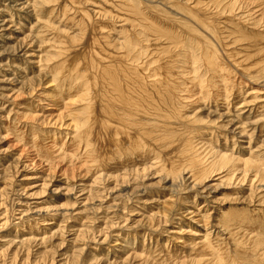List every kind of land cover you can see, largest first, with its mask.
I'll return each instance as SVG.
<instances>
[{"label": "rangeland", "instance_id": "1", "mask_svg": "<svg viewBox=\"0 0 264 264\" xmlns=\"http://www.w3.org/2000/svg\"><path fill=\"white\" fill-rule=\"evenodd\" d=\"M80 1L30 0L29 2L35 4L36 8L31 7V12H23L18 7H12L10 0H0V21L8 22L5 28H0V264H193L190 259H187L194 245L193 242L197 239L199 241L201 237L208 236L213 230L221 229L222 225L219 223L221 214L227 212L233 214L239 212L241 214L245 211L244 217L242 215L240 218L243 217V223L246 225L248 223L246 217H248L251 220L248 224L250 227L252 221L257 223L262 220L261 217L256 220L251 217V214L246 213L252 212L255 214L259 212L257 214H260L261 209V213H264V188L263 191L256 190V186H259L260 181L255 182L251 187L250 180H254V175H251L252 172L250 174H245L243 171L232 173L233 169L229 165H226L224 169L210 173V177L199 185V189L205 190L203 196L195 194L197 189H188L187 185L192 180L187 181L184 185L180 184L177 189L172 188L171 182L176 175L180 176V172L185 175L186 179L191 175L187 168H183L184 166H179L183 170L176 172L175 176L165 171L167 170L164 167L166 162L165 166L169 163H177L175 161H178V159L174 161L175 155L170 153L171 150L167 151V154L164 153L163 149H171L168 148L169 145L159 144L161 141L157 143L160 132L157 127L155 128L158 131L156 134L158 135L157 139H153V136L151 140L148 138L149 141H146V143L145 137L136 132L137 127L133 128V133L128 132L125 134L130 139L133 137L139 139L141 145L136 148L137 150L141 146H146L148 151L142 156H145L144 160L139 158L142 155L140 152H134L133 154L127 152L118 156L117 153L120 150L118 148L113 161H107L108 163L104 167L99 165L97 158L91 154L93 145H91L90 138L86 136L87 129L85 128V125L88 127L93 123L88 117V109L86 111V108L89 107L98 114L99 105L96 103L98 106L95 105L92 109L91 103L88 105V100H85L83 96V91L87 87L77 85L76 82L73 83L78 76L72 78L73 75L68 73L69 71L65 73L69 69L67 64L72 59L74 61L75 57H79V61L75 59L76 63H74L75 61L69 63L70 66L74 64L70 69L81 64L78 62L83 57L76 56L81 53V50L78 52L77 49H81L82 45L87 42H92L86 39V42L82 44L84 40L80 39V36L85 34L86 31H80L83 27H80L79 23L76 22L79 17L78 11H85V16L89 21L87 25L95 26L101 20L100 17H103L100 16V14L104 15L103 10L107 13L114 11L112 12L114 14L110 13V18L112 17L110 21H107L109 20V14L106 15V17L108 16L107 19L104 16V21L107 22L106 25L109 23L108 27L111 26L109 29L113 30L115 28L114 31L116 30L115 32L112 31L111 35L113 37L109 39L110 41L115 40L113 38L116 37L120 39L126 37L123 29L124 22L130 23V19L135 16L123 5L114 8L116 7L114 4L118 5L119 1L122 2L121 0H108L109 2L107 0ZM149 1L151 2L149 3ZM149 1L124 0L123 2L127 4L136 3L139 8L146 7L145 3H147L156 8L157 10H154L159 11V15L160 13L161 15L170 13L172 18H182L185 20L184 23L182 21V23H176L175 26L170 25L179 28V30L186 26L185 22L188 24L192 20L182 16L183 13L178 8H173L171 2L168 4L166 2V5H168L166 7L161 0ZM103 2H106V5ZM152 2L154 3L152 4ZM236 2L237 7L233 14L228 13L229 16L223 14L220 16V20H216L222 23V27L227 28L226 35H224L228 41L227 43L235 44L229 49L236 52L253 45V43L255 44V42H250L252 44L248 46L250 43L246 40L241 41L243 42L240 44L242 46H238L239 43L235 40L237 36L232 34L236 23L240 22L244 34L250 31L251 33L247 35L252 38L253 32H255L261 39L262 45L260 43L252 50L253 58L251 57V61L259 57L264 58V54H257V52L264 50L263 0H237ZM38 3L41 5H38ZM64 5L63 10L61 7ZM84 7L86 10L83 9ZM120 8L127 10L129 13H125ZM167 8H169L168 11ZM60 10H63L62 13ZM75 13L78 17H75ZM118 13L125 21L120 20L122 18ZM96 14L98 15L95 16ZM122 14L127 15V17L131 14L130 19L126 16L123 17ZM141 14H144L143 11H141ZM90 15L95 20H92ZM73 17L77 20L70 19ZM116 17H118L117 20ZM138 17L142 19V16H137V19ZM162 20L163 18L158 21ZM166 20L163 23L169 25L170 22H166ZM111 21L116 23L110 24ZM192 21L197 23L194 20ZM140 24L137 23L136 36L141 46H145L148 41H145L144 44L142 41L148 38V30H144L142 24ZM177 24L178 26H185H180V28ZM195 27H198L197 30L199 31V24H195ZM245 28L247 29L245 30ZM185 29L183 30L185 31ZM201 31H199L200 34L213 37V33H210L206 28L201 29ZM68 34L71 37L66 38L69 40V44L63 38V36L69 37ZM245 35L243 37L246 39L248 36ZM186 38L188 37L186 36ZM122 41L124 42V40ZM72 42L73 45L75 42L77 46L74 45L75 47H73ZM63 43L68 45L69 50L65 48L67 45ZM196 43L197 41L188 44L186 48H183L185 51L180 50L181 54L183 55L182 52H185V55L183 58L178 57L179 62L176 63V68H174L175 73L183 75L180 80H185L183 82L178 80V90L181 99H184L182 101V111L186 112L187 114H185L189 118L190 115L191 117L194 115L195 111L193 114L192 111L195 105L193 107L188 105L192 103V98H195L194 100L197 102L200 100V108L203 107V111H198L196 117H193H200L204 121L200 122V126L198 124L193 126L194 128H190L192 130L188 131V135L185 133L186 137L197 148L204 145L199 151V153H203L202 156L205 159L202 162V167L203 165L204 167L207 166L211 161L210 159L207 160L209 150L212 148L222 150L223 148V150H228L235 157L238 156L244 161L248 158H254L253 161L257 159L258 167L260 162L262 164L259 169L264 172V76L257 74L255 78H250L248 74L234 68L232 78H235V82L239 80L246 82L247 86H243L245 89L240 88L241 91L239 89L238 95L233 93L232 89L230 90L232 83L227 85L228 91L223 87L225 86L223 83L222 86L217 85V87L216 84L213 85L217 82L215 72H210L212 70L203 64L204 60L202 54L199 53V47H196ZM152 45L150 41L149 50H151ZM70 50H73L71 54L74 58L72 55H68ZM142 50L146 52L144 49ZM223 53L221 52V54ZM64 54L68 55L67 58ZM30 55H33V57ZM68 57L72 58L69 59ZM100 59H104V56H100ZM62 62L63 64H60ZM58 64L60 68L67 66L66 70L65 67L59 69ZM150 65H152V61ZM168 65L170 63H167L166 69ZM51 66L55 69L50 70L52 69ZM56 68L60 71H56ZM61 71L65 76L61 77L63 75ZM66 74H68V77ZM150 74L154 75V70ZM65 77V80L62 79ZM155 78V76L151 77V79ZM78 81L83 82L82 78H79ZM184 82L187 83L184 84ZM64 83L66 87L63 86ZM192 83L196 84L192 85ZM198 84L200 86H197ZM60 85L61 89H58ZM195 85L198 87L197 89ZM220 87H223V89ZM218 89H221V91H218ZM55 90L57 91L55 92ZM58 90L62 92V95ZM210 93L214 94L211 95ZM198 94L202 97L204 95L203 98L200 97L203 102ZM67 95H70L71 101ZM189 97L192 98L189 100ZM212 99L215 103L211 101ZM184 101L187 103H184ZM191 109L192 111H190ZM209 111L216 112V117L211 118ZM184 113L181 112V115L184 116ZM103 118L99 117V120L102 121ZM210 119H216V122H209ZM106 122L107 119L104 121L103 126H106L108 131L113 133L115 139L118 140L121 137L118 129H114V126L112 127ZM94 127L89 131L90 133L88 132V136L94 137L96 135L97 132L95 131L99 128V124H94ZM195 127H198L197 132ZM203 127L204 130H202ZM240 130H244L242 135H238ZM180 131L183 133L186 130L182 127ZM189 132H192V136L195 135V139L196 137H199V139L193 140ZM82 133L86 136L85 139L82 138L83 135L79 137ZM87 138L88 140H86ZM85 140L86 143H83ZM210 140L212 144H210ZM102 143H106L105 140ZM150 143L156 145L157 150L154 149V146H152L153 148L150 147ZM50 144L57 146L53 148L52 145L50 147ZM82 145H85L84 148L81 147ZM159 147L162 151L159 150ZM47 150L51 151L48 154L49 156L51 154L49 159L46 158ZM156 152L159 155H156ZM161 153H163V160L158 158V156L161 157ZM169 153L171 156H167ZM135 154L138 155L137 159ZM152 154H155L159 160L156 157L154 158ZM184 157L183 159H185ZM243 160L240 163L242 169L245 166ZM96 164L98 167H96ZM135 169L137 171L144 169V171H139L138 174ZM250 188L256 191H251ZM213 227H216V229ZM205 230H207V233H205ZM214 235L212 234V236ZM263 251L264 249L260 248L258 253H254V260H258L260 253ZM204 259L205 264H208V258ZM259 262L264 264V257Z\"/></svg>", "mask_w": 264, "mask_h": 264}, {"label": "bare ground", "instance_id": "2", "mask_svg": "<svg viewBox=\"0 0 264 264\" xmlns=\"http://www.w3.org/2000/svg\"><path fill=\"white\" fill-rule=\"evenodd\" d=\"M10 1H11L10 5L12 7H18L23 12L24 11L25 12H31V10H32L31 7L36 8L35 4H33L32 2H29L30 0H10ZM121 1L122 2L119 1L118 5L114 4L116 6L114 8L116 9V8L120 7L119 5H123L125 7V9L127 7V10H129V12L135 16L133 18L131 17L132 19H130L131 14H129V17H127V15H125V14L124 15L122 14L123 17L126 16V18L130 19V23L124 22L125 26L123 27V29H124V33H125L126 37L122 36L123 39L121 38L122 40H124V42L119 37H116L117 39L113 38V39H115L113 41H117V42H113V41L109 40V39H112L113 36L111 35V33H112V31H114L115 28L113 30L109 29V27H111V26L108 27L109 23H108V25H106L107 22L104 21V18L106 17L107 14H109V17L107 16L109 18V20H107V21H110L112 18V17L110 18V13H112L114 11L107 13V12H105V10H103L105 13L102 12L104 15L100 14V16H103V17H100L101 20H99V22L96 23V26H95V25H87L89 23V21H88L87 17L85 16V13H84L85 11L82 12L79 10L78 11L79 17L75 13V17L76 16L78 17V21H76V22H78L79 23L78 25L80 27L82 26L83 28H82V30H80V29H78V30H80L82 32H83V30H84V32L86 31L85 34H83L81 32V34H83V35L80 36V39L84 40V41L81 40L82 44L86 42L85 41L86 39H89L92 42L91 43L87 42L83 45L81 44L82 45L81 49H77L78 52L81 50V53H78V55H76V56L77 57L78 56L83 57L82 60L80 62H78V63H81L78 67L70 69V67H72V65H74V64H71V66H70L69 63H73L75 61V59H76V61H77V59L79 61V57L74 58L73 55L71 54V52L73 50L72 51L70 50L69 53L67 52L68 55L70 54V56L72 55V57L74 58V61L72 59L73 62L72 61L69 62V60L67 61L66 58L68 55L64 54L66 56L65 60L67 62H69L68 63L69 65L67 64V62H66V64H67V66H69L68 68L70 70L69 69L66 70L67 66L66 67L62 66L63 69L65 67V70H66L65 73L67 71H69L68 73H71L73 75L72 78H76L74 76H78V78H76V80L73 81V83L76 82L77 85H81L82 87H87L86 90L83 91V96H84L85 100H88V102H89L88 105H90V103H91L92 109L95 107L96 103H98V105H99L98 114L93 112L89 107L86 108V111L88 109V117L91 119V123L93 122L94 124H99V128L96 129L95 132H97V133L94 137L88 136V132L91 131V129L94 127V124L92 123L93 126L91 124L88 127H86L87 125H85V128L87 129V131L85 130L87 132L86 133L87 135L86 134L85 135L88 138H90L91 143H92L91 145H93V147H91L92 148L91 154L97 158L98 163H100L99 165L104 167L107 165V163H108L107 161H113V159L116 156L115 153L118 150V148L120 149L117 153L118 156L123 155L127 152H129V153L131 152L132 154L134 152H137V153L140 152V153H142V155H140L139 158L144 160L143 158L145 156L144 157H142V156H143V154H145L148 151L146 146H141L140 149L137 150L136 148H138L141 145V142L139 141V139L137 137H133V136H132L133 138L130 139V137L125 135V134L128 132L133 133V131H132V130H134L133 128L137 127L136 132L139 133L140 136L142 135V137L143 136L145 137V139H146L145 143H146V141L148 142L149 140H151L153 138V136H154L153 139H157V136H158V135H156L158 132L157 130H160L159 136L157 139V143H159V141H161V143H159V144L169 145L170 147L168 146V148H171V149H169V150L163 149L164 153L166 152V154H167L171 150L170 153L171 154L173 153V155H175L174 161L176 159H178V161H175L177 163L173 164L174 162L171 161L173 163H171V164L169 163L167 166H165L167 164L166 161H168V160H166L165 161L166 164H164V167L167 168V170H165V171L170 173V174L172 173V175L175 176L176 172H179L180 170L182 171L183 168L184 169L187 168L189 170L188 171L189 174L191 175L189 178L186 179L185 175H183L180 172L179 177H178V175H176L172 182L169 181V182H171L172 188L177 189V188H179L180 184L184 185L187 181L192 180V182L187 185L188 189H190V190L197 189V193H195V194L196 195L201 194L203 196V194L205 193V190L202 188L199 189L200 188L199 185L201 183H203V181H205L208 177H210V173L224 169L226 167V165H229L230 168L233 169L232 173L238 172V171L240 173V171H243L245 174H248V173L250 174L252 172L253 174H251V175H254V180H250L251 187H253V184L255 182L260 181L261 184L259 183V186H256V190L260 189L261 191H263V188H264V172L259 169V168H261L260 166L262 164L260 162V166L258 167V165H259V163L257 162L258 160L256 159L255 161H253V159H254L253 157H252L253 159L248 158L246 161H244L242 158H238V156L235 157L228 150H223V148H222V150L218 149V148H212L211 149L212 151L209 150V153L207 154V160L210 159L211 161H209V164L207 166L204 167V165H203V167H202V162L205 159L202 156L203 153H199V151L203 148L204 145L202 147L197 148V146H195V144L193 145V143L192 144L190 143V139H188V137H186V136L188 135V131L190 130V128H194L193 126H197L198 124L200 126V122L204 121L200 117L194 118V117H196V115H197L196 113L198 111H203V107L200 108V104H199L200 100H199V102H197L194 100L195 98L194 99L192 98L194 96H192V97H189V100L192 98V103L188 104V105H190L192 107L194 105L195 106L198 105L196 107L194 106L193 111H192V109L190 110V111H192V114L195 111V113L193 115L194 117L193 116L191 117V115H190L191 113H190L189 114L190 118H189L186 115L187 113L185 112L186 113L185 114L184 111H182V109H183V107H182L183 102L182 101L184 99L183 100L181 99L180 91L178 90V86H179L178 80L182 79L183 75H178L177 73L174 72V70H175L174 68H176L175 67L176 63L179 62L178 59L180 57L183 58V56L185 55V52H182L183 53V55H182L180 50L182 49L183 51H185V49H183V48H186L188 44H191V43L193 44L194 42L197 41L196 47L197 48L199 47V50H200L199 53L202 54V57L204 60L203 64L205 66L207 65V67L210 68V70H212L210 72L214 71L215 75L217 77V80L215 79L217 82L213 83V85L216 84V86L217 85L222 86L224 84L225 86H223V87L226 88L227 85H230L232 83L230 85L231 86L230 90L232 89L233 93L238 94L239 89L240 88L245 89V88H243V86L245 87L247 85H246V82H243L242 80L235 82V78H232V75L234 74V70H233L234 68L236 70L240 69L241 72L243 71V73L248 74L250 76V78H255L257 76V74H259V75L262 74L261 76H264V58L259 57L258 59H254L251 61V57H252V53H253L252 50L256 46L260 45V43H261L260 36H258V34L253 32L254 34L252 33L253 35L251 38L250 35H247L248 33H251L249 31L247 34L245 33L248 36L245 39V37H243L245 34H244V29H243L242 23H240V22L236 23L235 29L233 31L234 33L232 34L233 36H235V34L237 36L235 40L239 44L238 43H236V44H238V46H242V45H240L241 43H243L241 41H246V40L249 41V43L255 42V44L253 43V45H251L252 43L248 44V42H247L248 46L249 45H251V46L246 47V48H242V50H238V51L234 52L233 50H231L229 48L231 46H234L235 44L227 43L228 41L225 38L226 36L224 37V35H226L225 33L227 31V28L222 27V23L220 21L219 22L216 21L223 14H225V15L228 13L233 14V12H235L236 7H237V5H236L237 0H161L162 4L163 5L165 4L166 7L168 6V5H166V2H167V4L169 2H171V4H173V6H172L173 8L176 7L183 13L182 16H186L188 19H192L195 22H197V23H194L191 20L192 23L191 22L189 23L187 21L188 24L185 22L186 26L185 25H183V26L179 25L178 26V24H177L178 27H180V26L184 27L185 26L184 27V28H186L185 31L183 30L184 28L179 30V28L170 26V25L175 26L176 23H182V21L184 23L185 20H183L182 18H176V17L172 18L170 16V13L164 14L166 16L161 15V13L159 15V13H158L159 11H156L157 10L156 8L151 7L152 5L150 6L147 3H145L146 7H140L139 8L136 3L127 4L126 2H123L124 0H121ZM147 1H149V0H147ZM163 1H165V2L163 3ZM74 2H76V1H74ZM88 2H90V1H88ZM107 2H109V1L107 0ZM150 2L151 1H149V3ZM103 3H104V5H106V2H103ZM153 3L154 2H152V4ZM263 3H264V0H263ZM75 4L78 5L77 2ZM38 5H41V4L38 3ZM72 5H73V3H72ZM101 5H102V3H101ZM138 5H139V3H138ZM63 7H65V5L62 6L61 8L63 9ZM101 7H103V6H101ZM155 7H156V5H155ZM114 8H113V10H115ZM83 9H85V7ZM87 9H88V7H87ZM101 9H104V8H101ZM120 9H119V11L123 10V9H121V10ZM125 9L123 11L125 13L128 12ZM152 9L154 12L152 11ZM154 9H156V10H154ZM168 9L169 8H167V11H168ZM63 10H60V12L62 13ZM75 10H77V9L75 8ZM109 10H110V8H109ZM171 10H172V8H171ZM89 11L91 12V10H89ZM141 11H143L144 14H141ZM155 11L157 12V14L155 13ZM91 13H93V12H91ZM163 13H165V12H163ZM112 14H114V13H112ZM115 14H117V13H115ZM118 14H120V13H118ZM97 15L98 14H96L95 16H97ZM70 16H72V15H70ZM92 16H91V18H92ZM117 16H119V15H117ZM120 16H121V14H120ZM120 16H119V18H120ZM137 16H142L141 17L142 19H139V17L137 19ZM228 16H229V14H228ZM75 17L70 18V19L74 20V19H76ZM107 17H106V19H107ZM121 18H122V16H121ZM162 18H163L162 21H158ZM115 19L117 20L118 17H116ZM165 19L168 20V21L166 20V22H170L169 25L168 24L166 25V23H163V21L165 22ZM92 20H95V19L92 18ZM120 20H123V18ZM123 21H125V20H123ZM114 22L111 21L110 24L114 23ZM7 23L8 22L3 21V20L0 21V28H5L8 25ZM50 23H52V22L50 21ZM137 23L138 24L141 23L143 29L148 30V38H145V39H143L144 41H142L143 44L145 43V41H148V43H146L145 46L144 45L141 46V43L138 40V37L136 36V33H137L136 28L138 26ZM195 24H199V31L200 32H202L201 29H203V28L204 29L206 28L208 31L210 28L211 30L209 32L213 33L214 38L207 35V34H206V36L203 35L202 33L200 34V32L197 30L198 27H195ZM114 27H115V24H114ZM46 28H47V26H46ZM53 29H54V27H53ZM246 29L247 28H245V30ZM54 32H56V31H54ZM122 33H123V30H122ZM57 34L63 35L60 32ZM186 36L188 38H186ZM56 37H58V36H56ZM63 38L69 39L71 37L69 35V37L63 36ZM72 38H74V37H72ZM68 39H66V43L69 41ZM252 39L254 41H251ZM224 40H225V43H227V44L224 43ZM59 41H61V40H59ZM64 41H62V42H64ZM150 41L153 44L152 48H150L151 50H149ZM263 41H264V38H263ZM75 42H74V45H76ZM77 42H79V41H77ZM69 43L70 42H68V44ZM63 44L67 45L65 43H63ZM71 45L73 47H75L73 45V42ZM261 45H262V43H261ZM189 46H191V45H189ZM63 48H62V50H63ZM65 48H67L69 50L68 45ZM142 49H144L146 52H144ZM259 49H260V47H259ZM77 50H76V52H77ZM60 51H61V49H60ZM221 52H224V53L221 54ZM199 53H196V54H199ZM257 54H259V55L264 54V50L257 52ZM57 55H59V54H57ZM30 56L33 57V55H30ZM100 56H102V57L104 56V59H100ZM72 57H70V58L68 57V58L71 59ZM65 60L63 61L64 64H65ZM76 61L74 63H76ZM151 61H152V65H154V66L150 65ZM63 62L60 64H63ZM187 62H188V60H187ZM167 63H170V65L167 66L168 71L165 67L167 65ZM139 65H141L142 67ZM179 65H180V63H179ZM57 66L59 69H62V67L61 68L59 67V64ZM75 66H76V64H75ZM52 67L53 66H51L50 68H52ZM54 67H55V65H54ZM207 67H205V68H207ZM53 69H55V68H52L50 70H53ZM178 69H179V67H178ZM153 70H154V75H151L150 72ZM56 71H60V70H57V68H56ZM61 72H60V75H61ZM180 72H182V71H180ZM62 74L63 75H61V77L65 76L63 72H62ZM67 75L68 74H66V76ZM152 76H155L156 78L151 79ZM176 76H178V77H176ZM186 76L188 78L187 74H186ZM79 78H82L83 82H79L78 81ZM62 79L65 80L66 77L62 78ZM186 80H188V79H186ZM189 80H190V78H189ZM68 81H70V80H68ZM183 81H185V80H183ZM183 81H181V82H183ZM67 82H66V85H67ZM186 83L187 82H184V84H186ZM69 84H71V83H69ZM181 84H183V83H181ZM194 84H196V83H194ZM194 84L192 83V85H194ZM207 84L209 85V83H207ZM187 85H189V84H187ZM192 85H191V87L193 90ZM63 86L66 87L65 83L63 84ZM197 86H200V84H198ZM197 86H196V89L198 88ZM216 86H214V87H216ZM68 87H70V86H68ZM183 87L186 88L185 86H183ZM183 87H181V88H183ZM223 87L222 88L220 87V88L223 89ZM57 88H58V86H57ZM58 89H61V85ZM221 89H218V91L219 90L221 91ZM241 89H240V91H241ZM206 90H208V89L206 88ZM230 90H229V92H230ZM56 91L57 90H55V92ZM58 91L60 92V90H58ZM224 91H222V92H224ZM226 91H228L227 88H226ZM196 92H197V90H196ZM232 92H230V93H232ZM58 93H55V94H58ZM60 93L62 95V92H60ZM181 94H183V93H181ZM199 94H198L199 98L202 97ZM203 94L205 95V93H203ZM213 94L214 93H212L211 95H213ZM70 95H67L69 97V100H70ZM204 95H203V97H204ZM224 95H225V93H224ZM224 95H223V97H224ZM232 95H234V94H232ZM57 96H59V95H57ZM183 96H186V95H183ZM196 96H197V94H196ZM59 97H61V96H59ZM213 99L211 101L214 102ZM222 99H224V98H222ZM237 99H239V98H237ZM100 101H102V103H100ZM56 102H57V100H56ZM202 102H203V100H202ZM184 103H187V102L184 101ZM188 103H190V102L188 101ZM98 105H96V106H98ZM181 112L184 113L187 117L185 118L184 117L185 115L182 116ZM209 113L211 114L210 115L211 118L216 117V112H214V111L210 112L209 111ZM99 117L100 118L104 117V118L101 121V120H99ZM106 119H107V122H106L107 124L111 125L112 127L114 126L115 127L114 129H118L119 135L121 136L118 138V140L115 139L113 133H110V131H108L106 126H103V123ZM108 119H109V121H108ZM209 122L214 123V122H216V119H212V120L210 119ZM156 127L158 128L157 130L155 129ZM182 127H184L186 130L183 133L180 131V128H182ZM198 127H195L196 132H197ZM204 127L202 128V130H204ZM96 128H97V126H96ZM200 130H201V128H200ZM102 131L104 132V134ZM185 133L187 135H185ZM191 133L192 132H189L190 135H191ZM242 133H244V130H240L238 135L239 134L242 135ZM106 134H109V135H106ZM81 135H83V133L80 134L79 137H81ZM93 135H94V133L92 134V136ZM211 135H209V136H211ZM86 136L83 135L82 138L85 139L84 137H86ZM190 137H192L193 140L195 139L194 138L195 135L194 136L191 135ZM88 138L86 140H88ZM148 138H149V140H148ZM197 138L199 139V137H196V139ZM86 140L83 143H86ZM104 140L106 143H102ZM191 141H192V139H191ZM222 141H223V139H222ZM225 141H226V139H225ZM78 142H79V140H78ZM210 142H211L210 144H212L211 140H210ZM219 142H221V141H219ZM153 143L152 144L150 143L149 146L150 147L154 146L155 143L154 144ZM197 143H198V140H197ZM51 145L52 144H50V147H51ZM145 145H147V144H145ZM54 146L56 147L57 145H54ZM54 146H53V148H54ZM83 146H85V145H82L81 147H83ZM155 147H156V145L154 146V149L157 150V147L156 148ZM160 147H159V150H161ZM195 147H196V149H195ZM50 150H51V148H50ZM179 150H180V152H179ZM49 151L47 150V152H48L47 156H46V158L48 157L47 159H49V157L51 156V154H50V156L48 155ZM152 152H150V153H152ZM178 152L181 153L179 157H177L179 154ZM155 154L154 155L152 154L154 156V158L156 157ZM162 154L163 153H161V157L158 156V158H161L160 160H163ZM169 154L167 156H171V154L170 155ZM234 154H235V152H234ZM156 155H159V154L157 153ZM137 156L138 155H136L135 158ZM147 156H149V155H147ZM163 156H165V155H163ZM183 156H185L184 157L185 159H183ZM64 158H65V156H64ZM158 158L156 157V159H158ZM140 159H139V162H140ZM242 160H243L244 165H245L243 169L241 168V164H240V163H242ZM131 162H132V160H131ZM136 162H138V161H136ZM161 162H163V161H161ZM254 162H255V164H254ZM153 164H155V163H153ZM159 164H160V161H159ZM120 165H121V163H120ZM135 165H136V163H135ZM135 165H133V166H135ZM179 166L180 167L184 166V167L180 168ZM263 166H264V164H263ZM96 167H98V165ZM121 167H122V165H121ZM130 167H131V165H130ZM137 167H138V165H137ZM115 168H117V167H115ZM127 168H129V167H127ZM104 169H103V171H104ZM136 169H138V168H136ZM139 171L143 172L144 169L138 170L137 173ZM165 178H164V180H165ZM237 184H238V182H237ZM256 190L251 189V191H256ZM173 193H175V192H173ZM176 193H177V190H176ZM133 194H134V192H133ZM263 194H264V191H263ZM261 210H260V214H257L259 212H256L254 214V213L246 210L249 212L246 214H248V215L251 214V217L252 218L254 217V219H256V220H257V218L261 217V219L264 221V213L262 214ZM256 211H258V210H256ZM244 214H245V211L241 214L239 212H236L234 214L228 213V212L226 214H221V216H220L221 220L219 221L220 225H222L221 229L218 228L217 230L211 231L208 236L199 238V241H197L198 239L195 240V242H193L194 245L192 247L191 252L189 253V255L187 254L188 255L187 259H190V261H192L193 264H197V263L198 264H201V263L205 264L204 258H208V260H209L208 264H252L251 262L256 263V264H262L259 261L262 259V257H264V251L260 253V258L258 260H254V253H258V250L260 248L264 249V223L262 220H260L257 223L252 221V224L250 227L248 224L251 222V220L248 217H246V219H248V223L245 225L243 223L244 220H242L244 217ZM242 215H243V217L240 218ZM213 228L216 229V227H213ZM207 230H205V233H207ZM211 233L213 235L214 234L215 235L212 236ZM219 235H222V236H219ZM186 253H188V252H186Z\"/></svg>", "mask_w": 264, "mask_h": 264}]
</instances>
